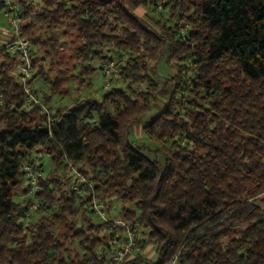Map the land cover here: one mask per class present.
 Wrapping results in <instances>:
<instances>
[{
    "label": "trees",
    "instance_id": "1",
    "mask_svg": "<svg viewBox=\"0 0 264 264\" xmlns=\"http://www.w3.org/2000/svg\"><path fill=\"white\" fill-rule=\"evenodd\" d=\"M45 1L55 8L38 14L37 22L53 28L72 20L82 39L74 50L78 75L58 72L49 79L38 72L34 55L32 82L49 85L46 104L69 95L71 82L91 79L94 62L112 61L105 46L118 53L121 77L146 89L111 88L101 101L86 98L48 124L38 109L23 110L16 59L0 53V264H104L109 238L99 235L109 225L86 216L93 198L108 208L122 204V220L138 245L144 251L151 245L158 259L144 252L123 264H264V0H193L189 6L169 0L179 21L194 10L185 40L147 29L130 8L147 7L146 1ZM5 10L0 0V15ZM31 10L21 5V32L33 38L31 24L25 25ZM32 38L34 45L48 44ZM142 49L157 61L163 50L169 59L192 51L195 70L188 74L185 64L161 86ZM170 84L165 108L144 127L165 156L160 165L143 155L130 131ZM186 94L195 97L182 104L177 95ZM35 152L49 155L57 170L86 165L94 186L80 185V194L65 190L55 169L41 175ZM27 166L37 174L38 191L31 190ZM33 204L42 215L27 224ZM74 242L81 254L72 253Z\"/></svg>",
    "mask_w": 264,
    "mask_h": 264
},
{
    "label": "rangeland",
    "instance_id": "2",
    "mask_svg": "<svg viewBox=\"0 0 264 264\" xmlns=\"http://www.w3.org/2000/svg\"><path fill=\"white\" fill-rule=\"evenodd\" d=\"M16 7H18L19 11H21V5L26 3V5H30L32 7L31 13L26 17L25 25L31 24L30 32L33 33V38L38 37L41 42H48V44L43 47L39 44L34 45V55L36 56V62H37V70L43 71V74L49 78L53 79L55 78L59 73L62 72V74H59L62 76H71L72 73L75 75H78L79 71L81 70V66H78L76 69L75 66L78 62H76L75 56H74V50L82 44V39L79 37L74 23L72 20H65L63 24H60L53 28H48L46 25H41L35 17L38 14H41L42 12H47L50 10H53L55 8V4H47L45 0H10ZM140 2L146 1L149 3V6L147 7H140L137 9H134V7H130L135 14L142 19L145 27L153 32H156L157 34H170L173 33L177 37H181L184 40L186 39L188 30L190 29V24L187 23L188 20H186L187 16L193 15L194 10L190 9L187 13H182L184 20L179 21L178 15H175L173 18L171 5H166L169 0H157V5H154L152 3L153 0H138ZM186 5L189 6L192 4L193 0H185ZM0 15V25H5L3 22V19ZM144 19V20H143ZM181 19V18H180ZM177 24V25H176ZM171 27V28H170ZM116 34H120L119 31L116 32ZM26 36L29 38L30 33L26 34ZM32 38V37H30ZM29 38V39H30ZM32 38V39H33ZM52 39L53 41H49ZM55 39L58 40L57 43L55 42ZM32 42V41H31ZM52 43L55 44V49H52ZM194 46V45H193ZM104 52L111 57L114 58L112 61L116 64L118 63V53L113 49V47L105 46ZM141 52H144L146 54L144 60L148 66V69L150 70L151 76L159 82L161 86H163L168 78H171L173 75H176L179 73V71L184 68L183 66L186 64L190 66L189 73L192 74V72L195 70V65L191 62V55L192 51L184 55L181 59H169L167 55V51L163 50L162 56L160 60H154L153 55H149V52L144 51V49L141 50ZM152 54V53H151ZM187 58V59H186ZM127 59V55L124 54L123 58ZM110 62V60H105L103 63L94 62L93 66H96L98 68V71L94 74V76L90 79L85 77L84 84L79 85L76 81H73L69 84L70 93L69 95L65 97H59L56 96L53 98L52 102L49 104H46L48 108L50 109L51 114L53 113V110L56 111V109L52 108L51 105L53 104L54 107L63 109L65 111L66 108L71 107V105L76 102V100L86 99V98H94L98 101H101L103 98V95L107 90H110L111 88H118L125 90L127 92H131L130 90H135L136 92H144L146 89V84H138V83H131L130 81L124 80L122 77L117 80H112L111 87L106 88V81L104 79V76L102 72L100 71L103 65ZM16 73V72H15ZM187 79V78H186ZM37 85L35 86L34 82V90L35 94L43 100V96L45 94H41V91L47 90L46 93H49V85L42 81V79L38 78ZM189 81V80H188ZM174 85L170 84L167 89V94L161 93L158 97V102L152 105L151 110L143 116L139 123H137L135 126L132 127L130 131V140L132 142H135L136 145H139L143 148V155L148 158L151 161H157L160 163V165L165 164V156L160 150V146H158L157 143L151 141L148 139L144 127L149 123L157 114H159L164 108L165 104L168 102V99L170 97V94L173 90ZM44 92V93H45ZM43 93V92H42ZM179 97V100L182 104H184L186 101L192 100L195 96L194 94L190 95H177ZM53 115V114H52ZM184 144V143H182ZM37 158V165H42V169L40 170V173L43 177L47 176L52 170L54 171L55 166L53 165V162L49 155L45 153L37 154L36 152L33 154ZM93 171L88 168L84 164H70L69 168L66 170L63 169H55L54 176H58L64 183V189L69 190L73 189L74 187H77L79 184V180H85L89 183V185H84L92 188L94 186V181L88 180L86 177L89 175L90 177L92 175ZM79 176V177H78ZM83 178V179H82ZM27 187V182L24 184V188ZM17 202L22 201L21 194L16 199ZM106 202L109 203L107 200ZM104 203V202H103ZM110 208L107 206L105 207V213L106 216L110 220H122V213L121 210L123 208L122 204L118 203L117 201H114L112 203ZM264 206V201L262 202ZM126 207H132L130 205H127ZM90 207H88L87 211L85 212L88 219L91 220L93 224L99 225L101 224L100 218L94 216L91 213V210H89ZM42 212L40 211H33L32 217L29 218L26 223H34L36 222L40 217ZM82 215L80 214L77 218V222L79 223V226L82 224ZM108 235L105 230L101 231L100 235L101 238ZM109 238V236H108ZM110 240V239H109ZM71 249L74 253H82L81 249L78 247L77 243L74 242L70 244ZM110 246V245H109ZM111 246L107 250L106 253V259H109L111 257ZM149 255V257L154 260V262H157V256L150 245L146 251H144Z\"/></svg>",
    "mask_w": 264,
    "mask_h": 264
},
{
    "label": "built area",
    "instance_id": "3",
    "mask_svg": "<svg viewBox=\"0 0 264 264\" xmlns=\"http://www.w3.org/2000/svg\"><path fill=\"white\" fill-rule=\"evenodd\" d=\"M2 14L12 34L7 42H0V53L10 55L16 59V76L25 94L23 110L30 112L34 109H38L39 114L45 116L47 123L50 124L53 121L50 109L45 102L35 94L32 82L36 73L33 63L34 48L31 40L21 32V24L23 22L21 12L10 0H6V10ZM101 72L106 81V88L111 87L112 80L121 78L120 69L113 61L103 65L101 67ZM24 171L29 177L31 190L33 192L38 191L37 174L34 169L27 166ZM78 182V186L74 187L73 190L80 194V185H89V183L84 179ZM105 207V202L103 203L95 198H93L90 203L91 213L100 218L103 223L109 225L107 234L110 239L109 244L112 248V252L111 257L107 259L104 264H123L127 258L144 253L143 248L138 245L136 241L135 232L123 220H110L106 216ZM31 210L37 211L38 205L33 204ZM172 264H175V262Z\"/></svg>",
    "mask_w": 264,
    "mask_h": 264
},
{
    "label": "crops",
    "instance_id": "4",
    "mask_svg": "<svg viewBox=\"0 0 264 264\" xmlns=\"http://www.w3.org/2000/svg\"><path fill=\"white\" fill-rule=\"evenodd\" d=\"M1 18L3 19V22H4V24L5 25H0V42L1 43H3V42H7L10 38H11V30H10V28H9V26H8V24L6 23V21H5V19H4V17H3V14H1ZM34 85L36 86L37 85V81L35 80L34 81ZM43 92V93H42ZM45 91H41V94H42V96H43V94H45L46 92H47V90H46V92L44 93ZM83 100H85V99H79V100H76V102H74L72 105H71V107H69V108H66L65 109V111L63 110V109H60V108H56V107H54L53 106V104L51 105V107L52 108H54V109H56V111L55 110H53V115L54 116H57V115H59L60 113H64V112H66L68 109H70V108H73L78 102H81V101H83Z\"/></svg>",
    "mask_w": 264,
    "mask_h": 264
}]
</instances>
